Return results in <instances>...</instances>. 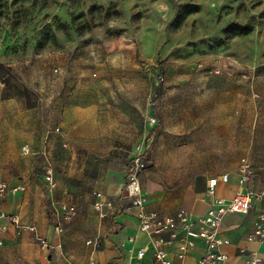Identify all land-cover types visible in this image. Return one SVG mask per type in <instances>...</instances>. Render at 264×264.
<instances>
[{
	"label": "rangeland",
	"instance_id": "374dc122",
	"mask_svg": "<svg viewBox=\"0 0 264 264\" xmlns=\"http://www.w3.org/2000/svg\"><path fill=\"white\" fill-rule=\"evenodd\" d=\"M2 76L11 118L0 181L34 179L44 190L35 166L46 161L63 195L83 203L100 177L123 178L138 144L143 173L168 191L233 170L243 156L264 173V0H0ZM41 84L44 129L60 126L45 154L39 139L8 132L21 102L40 104ZM24 141L32 154L21 155Z\"/></svg>",
	"mask_w": 264,
	"mask_h": 264
},
{
	"label": "crops",
	"instance_id": "0c3cea01",
	"mask_svg": "<svg viewBox=\"0 0 264 264\" xmlns=\"http://www.w3.org/2000/svg\"><path fill=\"white\" fill-rule=\"evenodd\" d=\"M12 69L9 64H4L5 76ZM3 79L2 76L0 80ZM43 85L34 88L35 93H40V104L38 105L35 100L31 103L21 102L18 107V110H21L18 112L20 117H16L14 125L8 127L10 135L28 139L33 142V145L37 144L39 139L41 154L46 152V139L52 129H44L46 126L44 122L45 110H41L38 114L36 109V106H39L40 109L44 107L42 102V98L44 99ZM9 102L10 99L0 100V140L4 138L2 129L11 118L8 112L1 107L4 105L3 103ZM44 103L47 105L46 100ZM147 124L150 127L154 126L150 125L148 121ZM24 142L31 145L29 141ZM62 143H66L67 146L62 147ZM59 146L68 148L69 140L62 138ZM91 161L95 162L96 157L91 156ZM238 164L239 162L233 170L223 171L228 173V180L217 184V196L229 200L237 191H259L264 188V173L256 171L255 168L252 179L240 184L237 174ZM35 167L37 177L42 180L37 166ZM220 173L206 176L204 180L197 182L198 186L189 184L179 190L168 191L145 171L140 176L141 185L147 197L144 208L164 216L173 215L179 209H185L192 217L201 216L209 207L208 198L204 194L206 180L208 177ZM54 178L57 185L51 191L46 189L43 180L44 190L39 183H34L36 182L34 179L28 181L31 182V186H27L28 182L25 179L4 181L8 185V189L0 194V212H4L8 216H15L20 225L12 223L7 217H0V264H158L153 258L154 248L150 236L138 229L136 216L138 208L131 205L123 191L125 174L115 185L106 182V177H100L91 194H84L83 203L78 201V198L63 195L66 191L65 186L57 180L55 173ZM19 186L20 188L12 190L13 187ZM22 186L25 189H21ZM82 187L81 185L80 188L82 189ZM57 188H61L62 191ZM94 191H101L112 202L110 207L104 209V216L99 215L93 208ZM57 196L63 199L58 201ZM65 198L69 201H65ZM46 199H49L53 205L54 220L56 219L55 209L59 208L60 210L62 204L73 205L76 209L75 215L63 222L64 229L60 233H55L54 224L50 226L48 223L45 213L48 203ZM261 212H264V198L253 202L250 212L246 215L238 213L224 215L219 236L227 240V243L220 246V250L227 254V258L219 264H244L252 254L264 259V241L248 240L247 238L254 232V224ZM27 226H33L35 229L31 231ZM179 234L181 235L182 231ZM161 236L168 237V232L161 233ZM33 237L37 241L38 237L46 239L49 247H42L39 241L38 245L35 244ZM87 240H91L92 243L87 244ZM96 241H98L97 244ZM140 248H145V250L143 255L138 257L137 251ZM203 249V241L196 240L193 251L183 258L182 264H189L197 260L203 253ZM51 250L52 259L49 258ZM170 251V259L173 262H178L176 246Z\"/></svg>",
	"mask_w": 264,
	"mask_h": 264
},
{
	"label": "built area",
	"instance_id": "2783aa9c",
	"mask_svg": "<svg viewBox=\"0 0 264 264\" xmlns=\"http://www.w3.org/2000/svg\"><path fill=\"white\" fill-rule=\"evenodd\" d=\"M53 70L57 71V68ZM147 121L150 125L156 124L155 116H149ZM50 132L59 133L60 127L56 126ZM66 146V143H62V147ZM32 151V146L28 142L21 144V155H30ZM146 166L144 147L138 144L125 173L123 191L126 197L129 198L131 205L138 208L136 214L138 229L150 236L154 248V260L158 264H182L183 258L193 251L195 241L199 239L204 243L203 253L197 260L189 264H219L225 261L227 254L220 250V246L227 243V240L219 236V229L224 215L227 213L248 214L253 206V202L264 198V188L259 191H237L232 198L226 200L216 194L217 184L228 180V173L223 172L219 175L208 177L206 180L204 194L208 198L209 207L205 214L192 217L185 209H179L173 215L164 216L156 211L144 208L147 197L141 185L140 176ZM38 167L46 189L49 191L53 190L57 183L52 166L48 162H44V164L42 163ZM237 174L240 184L252 179L254 166L246 156L240 158ZM18 188L20 186L13 187L12 190ZM7 189L8 185L4 181H0V194ZM93 196L94 201L92 205L94 210L99 215L104 216V209L112 205L111 200L106 198L101 191H94ZM55 213L56 219L53 230L55 233H60L63 229V222L72 218L76 213V209L73 205L62 204L60 210L59 208L55 209ZM0 217H7L12 223L20 225L19 220L15 216H8L4 212H0ZM27 228L31 231L35 229L33 226H27ZM254 228V232L247 236L248 240L257 239L264 241V212L258 214ZM180 231H182L181 235L179 234ZM163 232H168V237L161 236ZM38 241L42 247H49L46 239L38 237ZM86 243L89 244L92 241L87 240ZM97 243L98 241H96ZM175 246L178 262H173L169 257L170 250H173ZM144 250L145 248H140L137 251V256L141 257ZM244 264H264V259L252 254Z\"/></svg>",
	"mask_w": 264,
	"mask_h": 264
},
{
	"label": "trees",
	"instance_id": "16d2710c",
	"mask_svg": "<svg viewBox=\"0 0 264 264\" xmlns=\"http://www.w3.org/2000/svg\"><path fill=\"white\" fill-rule=\"evenodd\" d=\"M230 27H236V29L238 27L242 31H244V29H245L244 27L237 26L236 24H231Z\"/></svg>",
	"mask_w": 264,
	"mask_h": 264
}]
</instances>
